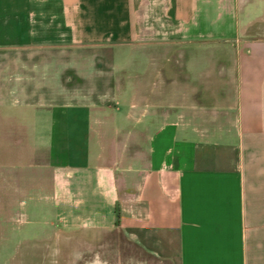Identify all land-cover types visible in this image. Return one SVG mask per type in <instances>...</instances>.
Segmentation results:
<instances>
[{"label":"crops","instance_id":"obj_1","mask_svg":"<svg viewBox=\"0 0 264 264\" xmlns=\"http://www.w3.org/2000/svg\"><path fill=\"white\" fill-rule=\"evenodd\" d=\"M263 15L264 0H0V191L51 188L55 206L56 225L29 218L56 241L28 249L118 231L163 264H264ZM191 43L235 52L213 120L182 91L146 92L136 61Z\"/></svg>","mask_w":264,"mask_h":264},{"label":"rangeland","instance_id":"obj_2","mask_svg":"<svg viewBox=\"0 0 264 264\" xmlns=\"http://www.w3.org/2000/svg\"><path fill=\"white\" fill-rule=\"evenodd\" d=\"M263 16L254 26L260 32L264 31ZM172 50L168 55L160 53L153 58L136 59L143 71L153 72L146 92L157 87L161 91L169 89L171 93L182 91L196 103L192 110L197 114L201 113L202 119L209 121L219 117L218 111L225 110V105L234 96L236 77L233 49L227 45L219 47L191 43L175 46ZM219 101L225 105H216ZM180 109L181 107L172 108L171 114L176 113L174 120L183 125L188 120ZM224 114H227V110ZM137 115L144 123L152 118L148 108L139 110ZM128 124L131 126L132 122L129 121ZM197 128L203 134L208 130L203 126ZM153 130L155 128L151 129ZM50 194L51 188H47L41 191H22L13 196L8 192L7 181H3L0 191V264H163L127 243L118 231L95 235L80 233L79 246L74 249L56 246L43 250L28 249L31 245L25 243L24 239H34L40 234L46 236L47 240L56 241V235L51 233V226L42 223L40 228L44 232L37 233L36 224L31 223L29 218V212L37 207L44 212V220L56 225L54 200L50 198ZM67 237L68 235H58L60 240Z\"/></svg>","mask_w":264,"mask_h":264}]
</instances>
